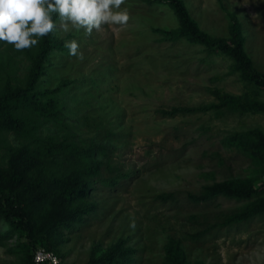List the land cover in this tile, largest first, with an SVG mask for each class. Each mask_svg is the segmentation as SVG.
I'll return each mask as SVG.
<instances>
[{
  "label": "rangeland",
  "instance_id": "rangeland-1",
  "mask_svg": "<svg viewBox=\"0 0 264 264\" xmlns=\"http://www.w3.org/2000/svg\"><path fill=\"white\" fill-rule=\"evenodd\" d=\"M184 2L212 37L230 39L228 13H234L245 51L264 74V0ZM124 6L131 19L123 29L105 25L90 37L54 31L65 50L52 54L41 89L57 91L66 126L49 122L40 131L74 135L80 146L94 140L114 147L110 159H102V178L119 181L97 182L75 201L52 188L50 200L40 204L37 239L67 264H91L113 252L124 264H170L167 251L178 244L186 264H264V159L231 144L237 138L264 150V114L224 106L162 113L219 105L216 90L263 102L264 92L248 85L228 56L156 32L179 27L166 3L126 0ZM72 40L80 44L82 61L65 47ZM39 47L29 49L33 57ZM31 66L21 51L0 42V95L7 85L25 84ZM21 142L14 133L4 135L1 175ZM26 244L0 213V264H24Z\"/></svg>",
  "mask_w": 264,
  "mask_h": 264
},
{
  "label": "trees",
  "instance_id": "trees-1",
  "mask_svg": "<svg viewBox=\"0 0 264 264\" xmlns=\"http://www.w3.org/2000/svg\"><path fill=\"white\" fill-rule=\"evenodd\" d=\"M156 1L166 3L179 21L177 29H154L162 34L165 40L184 39L203 46L210 54L228 56L247 84L258 92H264V74L254 66L245 51L242 26L234 13H228L230 39H222L200 30L184 0ZM63 50L65 49L62 45L55 40L54 32L40 40L39 51L35 57L29 49L20 50L32 62L26 82L18 86L7 85L0 95V151L4 135L7 133H14L22 141L21 147L11 149L9 168L3 175L0 173V213L12 230L24 235L27 240L24 246L27 250L24 264H36L34 252L39 247L53 251L42 242L43 239H37L40 233V230H37L38 213H42L40 204L50 200L54 191L52 188H55L54 192L61 199L75 201L97 182L112 186L119 181L118 178H102V159H110V150L114 147L94 140H89L86 146H80L73 141L74 135L57 138L52 135L45 136L40 131L41 126L49 122L66 126V117L62 102L56 95L57 91L41 89L46 81L52 54ZM213 95L219 105L177 107L162 113L164 116L175 117L180 113H203L224 106L231 111L264 114L263 101L244 100L218 90L214 91ZM259 136L264 141L263 134L260 133ZM231 144L243 146L264 159L262 149L243 145L237 138L231 140ZM214 189L218 192L228 191L227 187ZM73 215L75 213H68L70 217ZM56 222L58 223L54 226L61 224V220ZM167 255L170 264H186V255L179 244L169 247ZM121 258L119 253L113 252L91 264H124Z\"/></svg>",
  "mask_w": 264,
  "mask_h": 264
},
{
  "label": "clouds",
  "instance_id": "clouds-1",
  "mask_svg": "<svg viewBox=\"0 0 264 264\" xmlns=\"http://www.w3.org/2000/svg\"><path fill=\"white\" fill-rule=\"evenodd\" d=\"M126 0H0V42L15 50L36 47L57 29L91 36L103 26H128L131 12ZM69 55L84 59L77 40L65 42Z\"/></svg>",
  "mask_w": 264,
  "mask_h": 264
},
{
  "label": "built area",
  "instance_id": "built-area-1",
  "mask_svg": "<svg viewBox=\"0 0 264 264\" xmlns=\"http://www.w3.org/2000/svg\"><path fill=\"white\" fill-rule=\"evenodd\" d=\"M34 262L36 264H67L61 256L43 247L35 250Z\"/></svg>",
  "mask_w": 264,
  "mask_h": 264
}]
</instances>
